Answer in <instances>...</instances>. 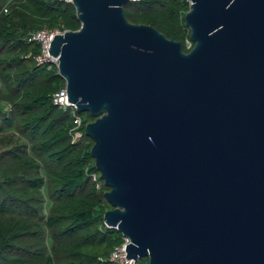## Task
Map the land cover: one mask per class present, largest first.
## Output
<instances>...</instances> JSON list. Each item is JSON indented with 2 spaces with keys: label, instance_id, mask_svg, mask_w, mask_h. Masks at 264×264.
Instances as JSON below:
<instances>
[{
  "label": "water",
  "instance_id": "1",
  "mask_svg": "<svg viewBox=\"0 0 264 264\" xmlns=\"http://www.w3.org/2000/svg\"><path fill=\"white\" fill-rule=\"evenodd\" d=\"M131 0H72L50 54L93 121L108 227L148 264H264V0H190L194 43L131 22Z\"/></svg>",
  "mask_w": 264,
  "mask_h": 264
},
{
  "label": "trees",
  "instance_id": "2",
  "mask_svg": "<svg viewBox=\"0 0 264 264\" xmlns=\"http://www.w3.org/2000/svg\"><path fill=\"white\" fill-rule=\"evenodd\" d=\"M189 10L188 0H131L125 6L131 22L182 41L185 52L194 46L187 45ZM57 26L80 28L72 1L0 0V264H116L109 253L123 235L104 222L113 206L85 133L95 118L88 113L74 142L73 109L53 102L65 82L57 67L33 59L39 45L32 33ZM8 131L26 142L1 149L5 138L14 142V134L3 136Z\"/></svg>",
  "mask_w": 264,
  "mask_h": 264
},
{
  "label": "built area",
  "instance_id": "3",
  "mask_svg": "<svg viewBox=\"0 0 264 264\" xmlns=\"http://www.w3.org/2000/svg\"><path fill=\"white\" fill-rule=\"evenodd\" d=\"M72 1V0H69ZM138 1V0H133ZM190 2V0H188ZM67 30L62 29L61 27H42L36 31H34L31 35V40L38 43L39 51L35 53L33 59L38 65H46L48 69H52L54 67H58V58L50 54L51 44L55 34L64 33ZM192 44L191 40H187V45L190 47ZM53 102L62 107L63 109H73V141H77L81 133L78 129L83 125L85 121V117L77 111L76 105L69 103L67 99V91L66 86L64 85L59 90H57L53 95ZM94 181H97V175H93ZM97 187H99V183H96ZM131 243L129 237L123 235V240L120 244L115 245L110 253L109 259L116 264H136V260L134 258H129L127 256V245Z\"/></svg>",
  "mask_w": 264,
  "mask_h": 264
},
{
  "label": "rangeland",
  "instance_id": "4",
  "mask_svg": "<svg viewBox=\"0 0 264 264\" xmlns=\"http://www.w3.org/2000/svg\"><path fill=\"white\" fill-rule=\"evenodd\" d=\"M8 7H9V4L8 5H6L4 8H3V11L4 12H8ZM10 107L7 105V109H9ZM84 117H87V115H88V112H82L81 113ZM15 135V137H13L14 138V142H12V143H10V142H7V138H5V141H4V143H2V145H1V149H5V148H9V147H11L12 145H16V143H19V144H21V143H24V142H26V139L23 137V136H21L18 132H14V131H8V132H6L3 136H7V137H9L10 135ZM12 167H14V166H12ZM12 167H11V171L13 172L14 171V169H12ZM141 260V259H140ZM147 260V258H142V260L140 261V263L142 264L144 261H146Z\"/></svg>",
  "mask_w": 264,
  "mask_h": 264
}]
</instances>
